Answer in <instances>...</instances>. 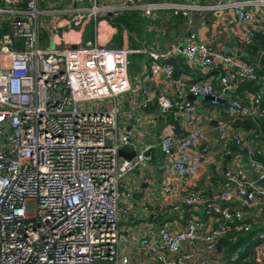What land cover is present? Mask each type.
Instances as JSON below:
<instances>
[{
  "label": "built area",
  "instance_id": "2783aa9c",
  "mask_svg": "<svg viewBox=\"0 0 264 264\" xmlns=\"http://www.w3.org/2000/svg\"><path fill=\"white\" fill-rule=\"evenodd\" d=\"M60 1L0 2V264H222L216 241L229 233L236 241L264 212V165L254 157L264 153V134L253 131L248 137L215 113L207 115L208 121H216L214 127L198 126L190 103L181 101L189 94L212 96L213 105L224 99L227 116L261 120L264 127V73L235 51L221 53L204 41L169 52L96 41L86 46L40 45L39 31L51 33V39L58 15H67L62 26L80 27L108 10L95 0L89 6L70 0V7L54 9ZM122 1L123 7L140 8L152 17L161 8L174 15L181 12L190 28L204 11L229 13L226 24L242 26L244 43L264 32V0ZM173 51L189 66L209 70L220 64L224 72L219 89L209 80L175 78L167 61ZM138 52H145L151 71L161 72L173 87V97L141 87L145 101L156 99L168 110L177 107L192 123L184 135L160 136L159 147L171 161L170 170L196 174L209 152L206 139L211 132L218 142L245 149L248 166L236 162L222 170L223 180L211 198L189 187L177 202V185L166 181L163 194L171 211L204 209L207 222L193 217L183 229L172 230L164 223L157 231L145 223L139 237H129L120 228V200L128 195L120 184L150 156L147 149L130 159L119 155L131 140L119 133L117 118L118 98L131 90L128 58ZM245 80L262 87L235 96V87ZM248 167L257 175L251 176ZM256 237L255 261L263 264L264 229ZM131 248L140 255L134 260Z\"/></svg>",
  "mask_w": 264,
  "mask_h": 264
},
{
  "label": "crops",
  "instance_id": "0c3cea01",
  "mask_svg": "<svg viewBox=\"0 0 264 264\" xmlns=\"http://www.w3.org/2000/svg\"><path fill=\"white\" fill-rule=\"evenodd\" d=\"M92 1L80 0L79 4L89 6ZM169 1L176 2L175 0ZM95 2L98 6L105 5L108 10L105 13H98L96 18H91L80 27L71 24L62 26L60 22L67 18V15H58L60 22L52 29L54 35L50 39L48 34L49 43L44 45L53 43L52 45L60 46L69 44V42L71 44L75 43V45H78V43L90 45L96 41L105 46L127 45L135 49L155 48L161 52H169L189 42L204 41L221 53L228 50L235 51L241 59L246 60L249 58V61L257 64L259 69H264L260 59V57H264V54L261 53L263 47H259L258 56L251 58L246 51L245 43L241 39L242 26L234 25V27H230L226 24L229 13L204 11L201 17L194 19L193 26L190 28L186 25L184 16L178 17L180 12L174 15L169 8L155 10L154 17H152L145 15L140 8L123 7L122 0H95ZM143 2L162 3L165 0H143ZM72 4L70 0H62L53 7L54 9L68 8ZM41 6H43V3H41ZM123 12L128 25L114 26L107 24L111 18L122 17ZM99 18L101 20L96 21ZM190 30L195 33L194 37H190ZM42 31L46 32L44 29ZM86 32L88 34L85 35ZM66 33L68 36L65 35ZM174 52L176 51L172 52L167 61H172L170 63L174 66L173 76L175 78H182L188 82L209 80L215 85L217 84L216 75L220 70H223L220 64L209 70L199 65L189 66L185 64L181 55ZM128 77L131 90L118 98L117 125L118 128L120 126L122 133H127L130 136L131 143L124 146L122 151L130 153L147 149L150 159L136 166L121 181L120 190L128 192V195H123L120 200L122 212L128 216L126 221H120L123 224L122 230L129 237L130 235H138L139 237L145 223L151 224L152 229L157 231L158 227L164 223H168L172 230L183 229L193 217L207 222L209 215L205 213L204 209L193 211L187 207H182L180 212H172L170 200L163 194L164 183L168 181L177 185L178 195L175 198L177 202L181 200L182 195L189 187L196 188L208 198H211L215 196L221 185L222 170L224 168L236 164V162L247 168L246 154L242 153L241 148L237 151L230 144L226 146L218 142L215 132H211L206 139L210 149L199 171L194 175L189 173L174 174L170 170L171 161L169 157L164 155L159 147L160 136L163 134L184 135L187 129L192 126V123L188 121L189 115L186 116L184 111L177 107L171 110L164 109L156 99L145 101L139 93L142 87L155 94L165 93L173 97V87L167 83L161 72L153 73L151 71L150 62L145 52L133 53L129 56ZM186 97L182 99L181 103H190L191 112L198 118V123H196L198 126L214 127L216 125L215 120H207L208 113H215L216 116L217 114L227 116L221 110V107L225 104L224 99L219 104L213 105L207 99H187ZM121 98L126 101L125 107L128 105L131 110L128 121L124 124L119 123L121 109V104H119L121 100L119 102V99ZM235 130L243 131L249 137V132L246 133L245 130L238 128ZM248 169L251 170V176L257 175L249 167ZM243 210L247 214L250 212L246 208H243ZM257 213L255 212V214ZM262 215H264V212ZM262 215L257 219L258 225H264ZM131 255L133 260L140 256L137 255L136 251H132ZM221 258L222 255L219 261H221Z\"/></svg>",
  "mask_w": 264,
  "mask_h": 264
},
{
  "label": "trees",
  "instance_id": "16d2710c",
  "mask_svg": "<svg viewBox=\"0 0 264 264\" xmlns=\"http://www.w3.org/2000/svg\"><path fill=\"white\" fill-rule=\"evenodd\" d=\"M0 2H1V0H0ZM182 16H184V15H183V13L180 12L178 17L181 18ZM98 20H101V18L97 19L96 21H98ZM107 24L114 25V26L128 25L127 19L125 18V13L122 17L116 16L114 18L109 19ZM245 45H246V51L251 58L258 56L259 47H264V32L257 33L254 40L251 43H245ZM260 59H261L262 64L264 65V57H260ZM249 60H250L249 58L246 59V61L251 62ZM257 70H258L259 74L264 73V69L257 68ZM223 72H224L223 70H220V72L217 73V75H216L217 84L216 85L214 84V87L217 90L219 89V85H218L219 76ZM261 87L262 86H261L260 82L245 80V81H241L237 84L233 94L235 96H238V97H244V92L245 93L246 92H257L261 89ZM225 108H226V104H224L223 107H221V110L223 111V112L222 111L221 112L224 113L225 115H227L224 111ZM170 117H172V115H170ZM225 119H228L230 121V124H231L232 128H234V129L238 128L240 130H245L246 133L247 132L250 133L253 131H256V132L262 131V133L264 134L263 122H261V120H252L250 118H244L242 120L241 119L233 120L229 116H226ZM230 145H231V147H233L234 149L239 151V149H240L239 145H236L234 143H232ZM241 151H242V153L246 154L245 149L241 148ZM254 157L264 165V153L255 154ZM222 180H223V177H222ZM260 183L262 185H264V180L261 181ZM248 221L251 222L250 219H248ZM251 224H252L251 229L249 231H246V232H240L237 235L236 241L231 240V236H232L231 233H229L228 235H226L224 237H221L220 239H218L216 241V250L218 252H220L222 255V258H221L222 264H258L255 261L256 260V253H255L254 249H255L256 244L258 243V240L256 237L257 233L264 229V225H258V224H254L252 222H251Z\"/></svg>",
  "mask_w": 264,
  "mask_h": 264
},
{
  "label": "rangeland",
  "instance_id": "374dc122",
  "mask_svg": "<svg viewBox=\"0 0 264 264\" xmlns=\"http://www.w3.org/2000/svg\"><path fill=\"white\" fill-rule=\"evenodd\" d=\"M68 29V28H67ZM1 32H2V30L0 29V34H1ZM49 34H51V33H49ZM54 33L52 32V35H53ZM86 34H88V32H86L85 33V35ZM66 36H68V34L66 33L65 34ZM51 37V36H50ZM72 42V41H71ZM49 43V39H48V34L46 33V32H44V31H42V29L39 31V44L40 45H44V44H48ZM53 44V43H52ZM54 44H55V42H54ZM71 43L69 42V44H64V45H60V46H68V45H70ZM75 44V43H74ZM78 45L79 46H86V44L84 45V44H82V43H78ZM133 72H134V70H133ZM199 99H202V96L200 95L199 97H198ZM120 100H121V102H120ZM127 100V99H126ZM124 99H119V104H121V109H120V114H119V123L120 124H124V122H126V121H128V118H129V116H130V113H131V110H130V108H128V105L125 107V102L126 101H124ZM119 124V125H120ZM119 133H121V128H120V126H119ZM120 219H121V221L123 222V221H126L127 219H128V216L126 215V214H123V213H121V215H120ZM122 222L120 223V228L122 229V226H123V224H122ZM132 251H134V248H131L130 249V252H132Z\"/></svg>",
  "mask_w": 264,
  "mask_h": 264
},
{
  "label": "water",
  "instance_id": "95a60500",
  "mask_svg": "<svg viewBox=\"0 0 264 264\" xmlns=\"http://www.w3.org/2000/svg\"><path fill=\"white\" fill-rule=\"evenodd\" d=\"M73 46H75V45H73ZM200 95H198V96H195V95H192V94H189V95H187V99H196V98H198ZM202 96V98L203 99H207V100H211V99H213V97L212 96H209V95H201ZM218 101H221L222 99H217ZM214 123L216 124V121H214ZM136 154V152H130V153H124V151H122V150H120L119 151V155L120 156H123V157H126V158H128V159H130V158H132L134 155Z\"/></svg>",
  "mask_w": 264,
  "mask_h": 264
}]
</instances>
